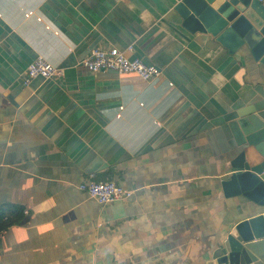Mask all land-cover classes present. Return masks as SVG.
Here are the masks:
<instances>
[{
  "label": "crops",
  "instance_id": "0c3cea01",
  "mask_svg": "<svg viewBox=\"0 0 264 264\" xmlns=\"http://www.w3.org/2000/svg\"><path fill=\"white\" fill-rule=\"evenodd\" d=\"M177 3L0 0V264H207L245 216L218 181L264 66L183 28ZM128 46L157 80L78 65ZM38 55L63 76L25 87ZM91 175L130 199L98 204L77 189Z\"/></svg>",
  "mask_w": 264,
  "mask_h": 264
},
{
  "label": "water",
  "instance_id": "95a60500",
  "mask_svg": "<svg viewBox=\"0 0 264 264\" xmlns=\"http://www.w3.org/2000/svg\"><path fill=\"white\" fill-rule=\"evenodd\" d=\"M175 12L189 32L209 35L230 53L246 46L264 66V6L257 0H178ZM236 115L239 135L218 184L224 198L244 199L246 214L226 226L207 264H264V99Z\"/></svg>",
  "mask_w": 264,
  "mask_h": 264
},
{
  "label": "built area",
  "instance_id": "2783aa9c",
  "mask_svg": "<svg viewBox=\"0 0 264 264\" xmlns=\"http://www.w3.org/2000/svg\"><path fill=\"white\" fill-rule=\"evenodd\" d=\"M264 6V0H257ZM132 50L128 46L125 50L115 47L96 48L79 62L91 73L104 71L113 72L116 75H133L143 82L155 81L160 76V70L153 65H146L141 59L129 57L127 52ZM63 76V70L56 64L49 62L44 56L38 55L26 68L23 76V86H28L35 79L57 80ZM77 189L98 204L106 205L114 202H124L130 199L132 190L125 189L119 183L107 180L96 181L94 176L80 183Z\"/></svg>",
  "mask_w": 264,
  "mask_h": 264
},
{
  "label": "trees",
  "instance_id": "16d2710c",
  "mask_svg": "<svg viewBox=\"0 0 264 264\" xmlns=\"http://www.w3.org/2000/svg\"><path fill=\"white\" fill-rule=\"evenodd\" d=\"M16 217H18L19 211H15ZM15 220L10 219L9 216H6V214L3 211H0V231L4 230L7 226H9L12 222Z\"/></svg>",
  "mask_w": 264,
  "mask_h": 264
}]
</instances>
